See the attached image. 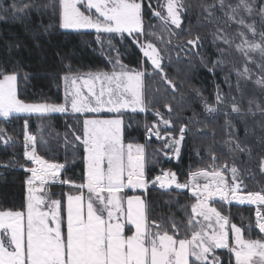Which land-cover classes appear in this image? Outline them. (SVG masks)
<instances>
[{
  "label": "snow or ice",
  "instance_id": "snow-or-ice-1",
  "mask_svg": "<svg viewBox=\"0 0 264 264\" xmlns=\"http://www.w3.org/2000/svg\"><path fill=\"white\" fill-rule=\"evenodd\" d=\"M194 7L199 9L198 21L202 18L213 25L211 42L218 54L214 60L201 55L203 38L192 25L185 28ZM34 8H51L58 14L60 29L110 34L108 45L117 55L109 58L111 71L79 73L69 68L62 77L65 100L60 104L26 103L18 95L19 72L0 69V117L78 114L82 124L79 132L72 131L73 147L82 148L84 165L77 182L66 175L69 165L75 164V153L64 163L39 155L37 137L28 132L25 119L26 163L21 167L29 173L26 195L19 209H0V264H225L219 250H227V264H264V189H247L246 169L241 166L245 162L237 161L243 155L251 159L253 147L239 137L233 120L236 117L246 124V118L259 115L257 123L264 130V102L246 93L247 86L253 85L264 96V0H198L195 5L188 0H51L43 5L36 0L22 4L13 0L0 11L26 15ZM146 17L159 20V31L150 30L154 26L145 24ZM116 34L120 43L127 41L139 48L144 57L140 67L122 62L112 44ZM173 39L180 51L196 56L213 77L231 63L223 77L227 92L214 80L213 100L209 102L200 89H193L208 117L224 116L227 138L223 143L229 158L218 156L209 147L207 166L190 169L183 182L170 169L161 168L158 175L150 177L146 144L126 143L125 136L126 128L131 127L125 124L126 110L151 111L155 119L144 124L146 141H158L156 153L165 159L181 157L189 125L180 123L177 129L179 114L173 116L172 103L164 104L165 116L145 95V78L158 76L175 100L180 85L166 71L162 53L167 47L162 49L157 43L171 46ZM97 40L102 43L99 35ZM233 53L239 63L229 61ZM146 63H150V71L143 66ZM182 101L181 94L177 105ZM103 113L114 115L105 118ZM196 116L194 112L189 123L208 126L207 120L196 121ZM248 135L245 126V137ZM257 139L262 149L257 167L264 173V134ZM0 143H13L3 127ZM56 185L67 186L68 191L57 194L53 191ZM150 187L164 192L188 190L194 202L181 210L180 218L172 212L154 217L148 199ZM217 202L254 206L259 237H246L245 229L232 223L230 216L215 206Z\"/></svg>",
  "mask_w": 264,
  "mask_h": 264
},
{
  "label": "trees",
  "instance_id": "trees-1",
  "mask_svg": "<svg viewBox=\"0 0 264 264\" xmlns=\"http://www.w3.org/2000/svg\"><path fill=\"white\" fill-rule=\"evenodd\" d=\"M17 4L28 3L29 0H15ZM39 4H48L51 0H36ZM13 0H0V8H8ZM155 3V0H153ZM193 5L198 0H188ZM188 16L190 19L185 21V28L188 24L192 25L193 31L198 32L203 38V48L200 49L201 55L209 60L217 58L215 46L212 44L210 32L213 25L206 22L198 21L199 9L193 8ZM0 69L8 72L18 71L20 74L18 84V95L25 102H46L59 103L64 98V81L62 77L70 68L72 72L88 73L97 70L111 71L113 65L109 63L110 57H115L117 52L108 45L111 38L107 33H96L95 30H64L58 26V14H54L51 8L48 9H31L25 15L23 13L13 14L11 11L4 13L0 11ZM152 24L154 27L151 31H159L160 22L155 17H146L145 24ZM52 25L48 31L44 29ZM100 36L98 42L97 36ZM183 36L182 39H186ZM162 49L167 47V51L163 52L164 63L168 65L166 71L170 78H174L178 85L179 91L173 100V94L168 90V86L164 84L158 76L145 78V95L151 102L153 108L159 109L167 116L164 104L171 102L174 108L173 116L179 114V120L176 123L178 129L180 123L189 125V131L184 141L181 157L179 160L165 159L162 155L156 153V149L160 147V143L153 139L147 142L145 139L144 124L151 123L155 117L152 112L147 113L131 111L124 112L125 124H131L130 128H126V143L146 144L147 154L149 158L148 175L154 177L160 173L161 168L171 170L177 174L180 181L187 179L188 171L197 168L206 167L209 163L207 149L212 148L218 156L228 159L229 154L223 141L227 138L224 129V116L222 114L212 120L204 112L199 97L193 89H200L204 96L208 97L209 102L213 100L215 80L221 84L225 92L228 91L227 85L223 82V77L228 73L231 63L224 66L223 71L217 70V75L213 77L203 68L199 59L192 55L186 56L175 45L173 39L171 46L160 45ZM112 44L119 50L122 62L132 68L141 66L140 62L144 59L141 51L135 45L125 41L119 42V35L116 34L112 39ZM170 58V59H169ZM232 61V56L228 57ZM151 70L150 63L143 65ZM27 74V79L24 75ZM232 79H235L233 74ZM248 97L253 95L259 99V90L253 85H248L246 89ZM181 94L183 101H180ZM235 94V93H234ZM244 106L247 107L245 99ZM196 113V121H208V126L193 121L189 123V118ZM28 120V132L35 136H40L39 128L44 125L46 131L58 136L56 142L48 145L37 142V152L45 159L51 162L64 163L67 159L71 161L75 153V164H70L66 175L80 182L84 165L82 162L83 150L74 149V138L72 131H80L82 118L78 114L69 113H53L45 116L38 115H14L8 120L0 119V125L6 130L7 134L13 137V143L4 145L0 143V164H8V167H0V209H19L24 202L26 195L25 181L29 175L21 165L26 163L24 159V122ZM233 120L238 129V135L242 140L253 147V156L249 159L246 155L238 159L244 161L241 166L246 169L243 173L244 182L247 189L258 191L264 189V173H261L257 167L259 155L262 152L258 143V137L264 134L257 123L261 117L246 118V124L242 123L236 117ZM245 126L249 128V135L245 137ZM259 127V129H257ZM214 134V136H213ZM67 138V139H65ZM49 141V139H48ZM197 150L200 151L198 156ZM159 163H152V161ZM9 161L13 163L9 164ZM29 167L32 165L28 163ZM53 191L57 194L67 192V186L56 185ZM131 194V193H129ZM148 199L151 204V212L154 217L166 216L170 212L175 213L177 218L181 217V210L185 206L193 203L191 193L188 190L173 189L170 192H164L158 188H149ZM217 207L224 214L229 215L232 222L240 225L245 229V236L258 238V229L254 227V206L231 205L217 203ZM252 221V227L249 222ZM227 264V252H221Z\"/></svg>",
  "mask_w": 264,
  "mask_h": 264
},
{
  "label": "rangeland",
  "instance_id": "rangeland-1",
  "mask_svg": "<svg viewBox=\"0 0 264 264\" xmlns=\"http://www.w3.org/2000/svg\"><path fill=\"white\" fill-rule=\"evenodd\" d=\"M164 2V0H161V3H163ZM86 30H88V29H86ZM91 30H94V29H91ZM232 59L233 60H235L237 63H239V58H238V56L235 54V53H233V55H232ZM259 94H260V97H259V99L258 100H261V102H264V96H262V94L259 92ZM64 100H65V83H64V98H63V100L61 101V102H59V103H55V104H60V103H64ZM26 103H46V102H26ZM126 111H130V110H126ZM69 114H72L71 112H68ZM51 114H53V113H51ZM20 115H22V114H20ZM24 115H27V114H24ZM34 115H38V114H34ZM73 115H76V114H73ZM105 118H109V117H112L114 114H111V113H103L102 114ZM0 119H3L2 117H0ZM0 127H3L2 125H0ZM4 128V127H3ZM257 129H259V127H257ZM260 130V129H259ZM30 133V132H29ZM41 133V134H40ZM30 134H32L33 135V133H30ZM39 134H40V136H36L37 137V142H42L43 144H45L46 143V145H48V144H50V143H52V142H56L57 141V139H58V136L57 135H55V134H53V133H51V132H49V131H46V129L44 128V125H41L40 126V128H39ZM48 139H49V141H48ZM1 144H3V143H1ZM24 144H25V141H24ZM174 160H176L175 158H173ZM57 163V162H56ZM217 203H219V202H217ZM217 203L215 204V206L217 207ZM233 203H235V202H233ZM236 204V203H235ZM247 206H249V205H247ZM231 220V219H230ZM232 222V221H231ZM232 223H234V222H232ZM237 226H240V225H237ZM240 227H242V226H240ZM243 228V227H242ZM220 252H227V250H219ZM228 254V253H227Z\"/></svg>",
  "mask_w": 264,
  "mask_h": 264
}]
</instances>
